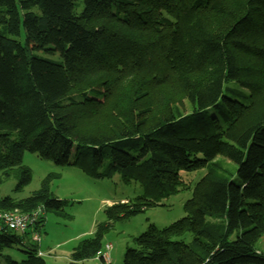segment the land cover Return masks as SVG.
Listing matches in <instances>:
<instances>
[{"label": "trees", "instance_id": "obj_1", "mask_svg": "<svg viewBox=\"0 0 264 264\" xmlns=\"http://www.w3.org/2000/svg\"><path fill=\"white\" fill-rule=\"evenodd\" d=\"M53 30L67 39L62 61L35 54L26 36ZM125 72L140 81L120 94L123 109L104 115L117 96L112 81ZM256 75L264 78V0H0V185L15 172L17 191L31 182L26 151L96 179L121 173L140 183L144 194L106 206V220L74 247L72 264H81L102 252L115 222L177 193L181 171L224 156L238 163L235 174L206 173L185 216L149 224L123 264H264V102L248 109ZM172 78L190 113L155 118L136 107L145 84ZM58 178L48 174L23 199L0 196V210L65 216L68 200L50 189ZM29 234L0 229V257L7 248L26 254L7 264H46Z\"/></svg>", "mask_w": 264, "mask_h": 264}, {"label": "rangeland", "instance_id": "obj_2", "mask_svg": "<svg viewBox=\"0 0 264 264\" xmlns=\"http://www.w3.org/2000/svg\"><path fill=\"white\" fill-rule=\"evenodd\" d=\"M80 10L79 6L78 11ZM25 34L23 31L21 40H25ZM27 34L29 46L35 54L56 61L63 60L67 39L59 30H53L49 34L38 31H29ZM140 75L149 77V73L146 72H141ZM116 78L119 79L112 81V87L114 89L118 87L117 96L116 98L112 96L109 105L102 109L104 115L111 114L112 117L116 115L117 105L121 109H123L122 104L127 105V102H121L120 94L134 88L135 79L140 81L135 74L130 72H125ZM120 78H125L123 83ZM255 78L259 86L255 83L254 93L251 88L232 84L233 88L240 93L253 96V102L251 101V106L248 107L250 111L261 107L264 102V78L259 75ZM145 85L144 90H147V95L138 99L137 108H150V115L154 117L175 110L180 114L191 112V102L174 78L159 85L156 80H151ZM23 164L32 171L31 182L22 190L17 191L15 188L18 178L15 172L3 179L0 185L1 197L26 198L41 187L42 180L48 174L56 172L59 173V178L51 181V192L59 199L68 200V204L64 207L66 215L62 217L54 211L44 213L45 221L41 227L36 229L39 242L33 241L32 238L29 241V244L37 245V249L43 252L40 256L46 264H72L74 247L82 239L93 236L97 224L106 220V206L132 200L144 194V187L140 183L127 181L121 173H116L110 178L96 179L87 176L79 168L58 167L52 161L42 159L29 151L23 155ZM237 165L238 163L219 156L205 167L191 172L181 171V184L177 193L162 197L158 206L149 207L143 213L128 220L115 222L104 236L103 254L81 264H123L126 248L135 247L133 239L144 232L149 224L163 228L185 216V204L191 197L195 185L206 173L211 172V176L229 178L235 174ZM27 232L29 234L31 230L28 229ZM258 245L264 246V238ZM22 250L19 248L5 249L0 257V264H7L6 256L21 263L26 259V254Z\"/></svg>", "mask_w": 264, "mask_h": 264}, {"label": "built area", "instance_id": "obj_3", "mask_svg": "<svg viewBox=\"0 0 264 264\" xmlns=\"http://www.w3.org/2000/svg\"><path fill=\"white\" fill-rule=\"evenodd\" d=\"M44 216L42 208L33 213H20L19 211H3L0 210V229L11 230L18 233H25L31 230V237L33 241L39 242V236L36 233L38 221ZM99 252L98 255H102Z\"/></svg>", "mask_w": 264, "mask_h": 264}, {"label": "crops", "instance_id": "obj_4", "mask_svg": "<svg viewBox=\"0 0 264 264\" xmlns=\"http://www.w3.org/2000/svg\"><path fill=\"white\" fill-rule=\"evenodd\" d=\"M42 254H43V252L39 250V255H42Z\"/></svg>", "mask_w": 264, "mask_h": 264}]
</instances>
